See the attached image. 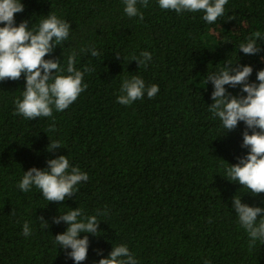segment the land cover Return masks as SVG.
<instances>
[{
	"label": "trees",
	"instance_id": "1",
	"mask_svg": "<svg viewBox=\"0 0 264 264\" xmlns=\"http://www.w3.org/2000/svg\"><path fill=\"white\" fill-rule=\"evenodd\" d=\"M15 24L37 30L50 13L70 24L69 37L46 54L60 60L76 55L87 87L64 111L32 120L16 114L26 76L0 81V264H77L55 236L67 222L55 217L80 208L97 215L100 235L88 236V255L80 264H98L115 245L126 244L138 264H264V244L249 248L233 197L264 208L258 195L224 177L225 169L247 155L244 121L225 130L209 105L214 82L208 72L231 61L251 65L249 83L264 69V0H228L225 12L209 24L203 12L138 3L139 16L126 15L124 0H21ZM0 26H3L0 24ZM260 32V51L246 55L241 42ZM100 53L93 57L91 50ZM86 49V51H81ZM151 53L146 66L135 59ZM55 72V70H53ZM140 76L158 85L130 105L118 102L124 79ZM242 84L226 93L246 96ZM52 141L62 147L48 150ZM66 155L89 179L64 201L48 202L33 186L19 187L26 171L44 169ZM70 170V169H69ZM48 226L42 227L40 217ZM264 213L258 216V220ZM28 223L30 234L23 228ZM99 253V254H98Z\"/></svg>",
	"mask_w": 264,
	"mask_h": 264
},
{
	"label": "clouds",
	"instance_id": "2",
	"mask_svg": "<svg viewBox=\"0 0 264 264\" xmlns=\"http://www.w3.org/2000/svg\"><path fill=\"white\" fill-rule=\"evenodd\" d=\"M125 13L129 17L139 16L144 19L143 13L138 11V3L144 8L149 6V0H124ZM162 9L175 10L177 13L184 11L203 12V19L209 24L217 21L225 12L228 0H158ZM24 10L21 0H0V81L11 79L18 80L22 74L26 76V88L23 90L22 99L16 100V114L32 120L36 117H51L53 109L64 111L77 100L81 92L87 87L83 84L84 72L91 71L88 66L84 70L76 67V53L67 57L66 68L61 67L60 60L45 59L56 45H61L69 37L70 24L58 18L55 13H50L39 23L37 30H31L27 21L15 24V14ZM261 33L254 32L241 42L239 51L246 55H254L261 49L258 41ZM86 51V49H81ZM93 57L100 53L94 48L91 50ZM143 59L139 65L146 66L152 59L151 53H141ZM229 61L217 71L208 72L209 80L214 82L215 91L212 93L214 103L209 105L213 117H218L225 130L235 129L239 121H244L247 130L243 133V146L250 151L241 157L236 164H230L225 169L224 177L232 182H238L243 188L253 194L264 193V69L257 73L258 83H249L253 67L240 65ZM55 70V72H53ZM235 88L243 85L241 91L246 96L226 93L225 85ZM145 91L149 98L154 97L159 91L158 85H151L146 89L145 81L138 75L124 79L121 87L122 94L118 102L130 105L144 96ZM62 147L59 141H52L48 145L49 151ZM70 169V170H69ZM89 179L86 172L78 166L70 168V161L66 155L48 160V167L40 169L32 167L25 172L19 183L20 189L28 192L33 186L43 194L48 202L64 201L75 193V188L81 182ZM233 207L236 210L239 224L246 230L249 237V248H254L257 241L264 244V217L257 219L264 208L250 206L242 202L241 195L233 197ZM41 226L47 227L48 223L41 216ZM61 220L67 222L65 232L55 236L59 246L70 248L68 255L77 264L84 261L88 255V236L80 238V233L101 234L97 215H84L78 207L67 211L66 214L55 217L54 222ZM23 234L28 236L30 228L24 224ZM99 254V253H98ZM98 264H138L135 256L126 244H119L107 257L98 261ZM207 264V262H205Z\"/></svg>",
	"mask_w": 264,
	"mask_h": 264
}]
</instances>
